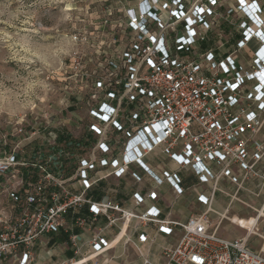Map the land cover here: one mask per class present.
Segmentation results:
<instances>
[{
  "label": "built area",
  "instance_id": "1",
  "mask_svg": "<svg viewBox=\"0 0 264 264\" xmlns=\"http://www.w3.org/2000/svg\"><path fill=\"white\" fill-rule=\"evenodd\" d=\"M252 3L256 1L241 6L235 0L228 7L225 20L234 26L233 34L213 35L222 0H132L117 3L118 20L102 21L108 29L98 42L90 44L83 34L71 37L90 47L96 60L92 65V59L82 55L83 62L78 64L81 88L89 91L84 103L93 122L87 129L95 142L85 156L86 151L76 155L80 147L70 143L54 153L69 156L71 172L68 161L52 163L55 172L51 173L35 163L0 159V195L5 199L0 203V264H31L36 241L62 228L70 230L65 223L68 212L84 204L94 217L117 213L109 225L147 219L110 200L92 202L85 195L102 180L129 174L131 166L142 165V159L156 150L179 168L190 169L200 185L227 179L235 186L232 201L242 203L236 195L250 181L257 183V191L248 193L256 197L264 193V81L260 78L264 60L259 55L264 41L256 35L264 31V20L261 7L256 3L253 10ZM112 11L107 10L108 17ZM231 19L237 22L232 24ZM251 43L256 47L246 59ZM42 156L37 152L33 160ZM211 166L218 169L217 174ZM19 168H32L31 174L38 170L35 180L24 184L17 179ZM130 176L141 181L136 173ZM161 178L155 180L157 184L165 181L176 195L182 194L177 174L163 172ZM217 191L213 185L208 196L200 195L205 211L185 223L155 221L161 228L181 230L178 242L163 248L161 264H264V236L257 228L264 207L254 210L243 203L255 213L251 230L238 225L246 232L244 237L222 239L208 218L214 213ZM152 193L133 195L134 207L154 200ZM152 212L149 209L146 216ZM227 212L214 214L222 221L228 219ZM251 235L262 240L259 251L249 247ZM141 237L140 244L146 241ZM69 241L78 254L77 237L71 234ZM107 247L100 233L95 235L92 249L101 252Z\"/></svg>",
  "mask_w": 264,
  "mask_h": 264
},
{
  "label": "rangeland",
  "instance_id": "2",
  "mask_svg": "<svg viewBox=\"0 0 264 264\" xmlns=\"http://www.w3.org/2000/svg\"><path fill=\"white\" fill-rule=\"evenodd\" d=\"M119 1L132 0H0V159L10 157L14 162L35 163L51 173L55 172L52 163L68 161L67 169L71 172L69 156L54 154L64 149L58 136L74 139L80 147L76 155L85 151L83 156L87 155L95 138L90 137L87 129L93 122L88 117L90 107L84 103L89 91L81 88L78 64L83 62L82 55L91 58L92 65L96 60L90 47L73 42L71 37L86 35L90 44L98 42L101 34L105 37L108 28L102 26V21L119 19ZM222 1L214 36L220 31L233 34L234 26L226 22L225 14L234 4L231 0ZM258 4L264 20V0H258ZM108 9H113L109 17ZM236 22L231 19L232 24ZM35 151L43 156L34 161ZM31 169L19 168L21 174L17 179L24 184L34 181L38 170L31 174ZM4 200L0 195V203ZM258 200L262 203L264 194ZM197 202L199 208L193 210L194 216L205 211L198 199ZM254 217L252 214L237 219L254 224ZM208 218L211 229L216 228L218 221L210 215ZM227 218L219 230L232 239L244 237L246 232L229 221L233 217ZM257 228L258 234L264 236V218L259 219ZM262 243L256 236L248 238L252 250L259 251Z\"/></svg>",
  "mask_w": 264,
  "mask_h": 264
},
{
  "label": "crops",
  "instance_id": "3",
  "mask_svg": "<svg viewBox=\"0 0 264 264\" xmlns=\"http://www.w3.org/2000/svg\"><path fill=\"white\" fill-rule=\"evenodd\" d=\"M252 1H256L261 7L258 0H246L248 3ZM231 4H235V0H231ZM255 47V43L250 44L249 49L245 51L246 59ZM142 161V165L137 164L130 167V173H136L141 178L140 182L134 181L130 173L122 177H109L92 186L86 192L85 197L92 202L110 200L139 216L148 217L147 219L143 221L130 219L125 223L117 221L109 225L110 219H117V213L110 212L108 215L100 214L94 217L89 211V206L84 204L68 212L65 223L70 230L65 231L62 228L57 234L44 235L36 241L32 249L31 264H144L145 261L150 264H161L163 248L174 246L181 237V230L178 227L169 226L171 231L164 232L155 221L185 223L194 216L193 210H198V197L201 194L208 196L213 185L218 189L214 193L212 202L213 212L222 214L227 209V215L233 217L229 221L236 226L243 227L244 225L248 230H251L253 226L252 223L247 222V219H237L255 215L254 211L244 206L243 203L250 205L254 210L264 207V200L262 203L258 200L264 193L259 197L248 193V191L252 193L257 191L255 181L245 184V190L237 193L236 197L242 202L240 203L231 200V196L235 194V186L227 179L220 178L217 182L213 180L208 181L205 186L200 185L198 178L190 169L179 168L160 150L147 155ZM211 168L214 174L218 173L215 166ZM163 172L177 174L182 194L176 195L165 181L157 184L155 180H161ZM150 191L156 193V198L145 201L140 207L135 208L133 195L144 197ZM149 209H153V212L146 216ZM214 213L210 216L213 221H218L217 234L223 220L220 221ZM98 233L108 244V247L101 252H95L92 249V240ZM71 234L77 237L78 254L74 253L69 241ZM219 234L217 236L222 239L234 240L225 235L222 230H219ZM141 236L146 237V241L142 244L138 243Z\"/></svg>",
  "mask_w": 264,
  "mask_h": 264
},
{
  "label": "snow or ice",
  "instance_id": "4",
  "mask_svg": "<svg viewBox=\"0 0 264 264\" xmlns=\"http://www.w3.org/2000/svg\"><path fill=\"white\" fill-rule=\"evenodd\" d=\"M213 3H215V0H213ZM245 3H246V0H240L241 6H244ZM250 7L253 10H255L257 8V5H256V3H252L250 5ZM197 11H202V9L198 8ZM189 22H191V21H189ZM256 35L259 37V39L261 41H264V31H257ZM153 40L155 41V37H153ZM259 55H260L261 59L264 60V48H260ZM148 63L152 64V61L149 60ZM260 78H261L262 81H264V72L260 73ZM261 107H264V104H262ZM104 119L107 120L108 117H104ZM117 127H119V125H117ZM97 131H99V130L97 129ZM129 147H131V145H129ZM126 159H127V157H126ZM175 159H177L180 162H184V163L187 162V161L184 160L183 157H180V156H176ZM85 163H87V162H85ZM103 163L107 164L108 161H103ZM112 163H113V165H115L116 161H113ZM141 163H143V161H141ZM122 171H123V169H121L120 171L116 172V175L119 176ZM85 183H87V181H85ZM152 196H153V198H155L156 193L153 192ZM137 198L140 199V197H137ZM200 199L206 203L205 198L203 196H201ZM94 211H96V209H94ZM262 215H264V213H262ZM161 230L164 231V232H170L171 231V229H169V228H162ZM141 239H143V237H141ZM97 248H99V245H97ZM25 259H27V258L25 257Z\"/></svg>",
  "mask_w": 264,
  "mask_h": 264
},
{
  "label": "trees",
  "instance_id": "5",
  "mask_svg": "<svg viewBox=\"0 0 264 264\" xmlns=\"http://www.w3.org/2000/svg\"><path fill=\"white\" fill-rule=\"evenodd\" d=\"M58 143L59 144H63L64 148L67 147V144H72L73 146H77L79 143H77L74 139L70 138V137H62V136H58ZM37 151H35L34 154H36Z\"/></svg>",
  "mask_w": 264,
  "mask_h": 264
}]
</instances>
